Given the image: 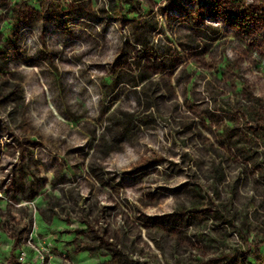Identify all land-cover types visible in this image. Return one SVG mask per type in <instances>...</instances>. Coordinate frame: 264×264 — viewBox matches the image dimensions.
<instances>
[{"label":"rangeland","instance_id":"rangeland-1","mask_svg":"<svg viewBox=\"0 0 264 264\" xmlns=\"http://www.w3.org/2000/svg\"><path fill=\"white\" fill-rule=\"evenodd\" d=\"M134 1L0 0V264H264V0Z\"/></svg>","mask_w":264,"mask_h":264},{"label":"trees","instance_id":"trees-1","mask_svg":"<svg viewBox=\"0 0 264 264\" xmlns=\"http://www.w3.org/2000/svg\"><path fill=\"white\" fill-rule=\"evenodd\" d=\"M182 1V0H181ZM123 5H128L132 8H137L138 3L134 0H111V9L115 12H121Z\"/></svg>","mask_w":264,"mask_h":264},{"label":"built area","instance_id":"built-area-1","mask_svg":"<svg viewBox=\"0 0 264 264\" xmlns=\"http://www.w3.org/2000/svg\"><path fill=\"white\" fill-rule=\"evenodd\" d=\"M216 24V23H215ZM33 248V247H32ZM24 258L22 257L21 260H23Z\"/></svg>","mask_w":264,"mask_h":264}]
</instances>
